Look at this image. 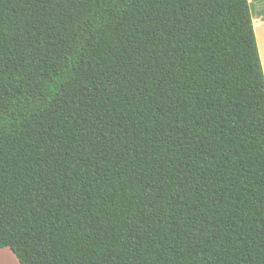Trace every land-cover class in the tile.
<instances>
[{
  "label": "trees",
  "instance_id": "16d2710c",
  "mask_svg": "<svg viewBox=\"0 0 264 264\" xmlns=\"http://www.w3.org/2000/svg\"><path fill=\"white\" fill-rule=\"evenodd\" d=\"M255 29L249 0H0V249L264 264Z\"/></svg>",
  "mask_w": 264,
  "mask_h": 264
},
{
  "label": "rangeland",
  "instance_id": "374dc122",
  "mask_svg": "<svg viewBox=\"0 0 264 264\" xmlns=\"http://www.w3.org/2000/svg\"><path fill=\"white\" fill-rule=\"evenodd\" d=\"M250 10H251V16H252V22L253 27L255 29V34L257 37V40H260L261 37V31H262V24L259 23V18L261 16H264V0H250ZM1 258H7L8 264H15V261L13 257L8 252H0ZM11 258V259H10ZM11 260V261H10Z\"/></svg>",
  "mask_w": 264,
  "mask_h": 264
},
{
  "label": "crops",
  "instance_id": "0c3cea01",
  "mask_svg": "<svg viewBox=\"0 0 264 264\" xmlns=\"http://www.w3.org/2000/svg\"><path fill=\"white\" fill-rule=\"evenodd\" d=\"M250 1V0H249ZM259 23L262 24V31H261V37L260 40H257L256 37V44H257V48H258V52H259V57H260V62H261V66H262V70H263V75H264V16H261L259 18ZM8 252L10 253V255L13 257L15 264H18L15 256L13 255V253L8 249V248H3L0 249V252Z\"/></svg>",
  "mask_w": 264,
  "mask_h": 264
},
{
  "label": "bare ground",
  "instance_id": "6f19581e",
  "mask_svg": "<svg viewBox=\"0 0 264 264\" xmlns=\"http://www.w3.org/2000/svg\"><path fill=\"white\" fill-rule=\"evenodd\" d=\"M11 259V258H10ZM7 258H1L0 257V264H8V263H6L7 262ZM11 261V260H10Z\"/></svg>",
  "mask_w": 264,
  "mask_h": 264
}]
</instances>
